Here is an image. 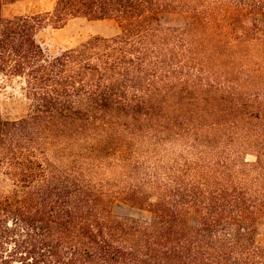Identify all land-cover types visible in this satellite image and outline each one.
Wrapping results in <instances>:
<instances>
[{
    "label": "trees",
    "instance_id": "obj_1",
    "mask_svg": "<svg viewBox=\"0 0 264 264\" xmlns=\"http://www.w3.org/2000/svg\"><path fill=\"white\" fill-rule=\"evenodd\" d=\"M0 264H264V0H52L4 17ZM186 11L184 26L161 23ZM112 19L48 57L37 34ZM121 201L148 220L116 217ZM196 217L191 223L190 216Z\"/></svg>",
    "mask_w": 264,
    "mask_h": 264
},
{
    "label": "rangeland",
    "instance_id": "obj_2",
    "mask_svg": "<svg viewBox=\"0 0 264 264\" xmlns=\"http://www.w3.org/2000/svg\"><path fill=\"white\" fill-rule=\"evenodd\" d=\"M52 0H18L2 8V15H25L42 13L51 9ZM190 15L186 11L166 12L161 16V23L167 26L181 27L190 22ZM112 19L92 20L77 17L68 20L62 27L53 28L45 24L37 34V39L48 57L75 47L95 36L111 37L120 33V27ZM22 82L16 78L0 76V117L3 119H17L28 111V101L25 98ZM112 214L116 217L131 216L148 220L150 213L133 208L121 201L115 200L111 204ZM191 223H196V217L190 216ZM257 241L264 245V214L259 222Z\"/></svg>",
    "mask_w": 264,
    "mask_h": 264
}]
</instances>
